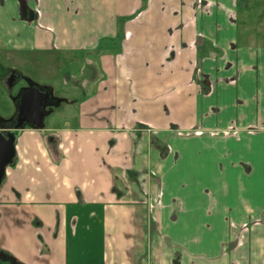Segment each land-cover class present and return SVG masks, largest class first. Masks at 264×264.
<instances>
[{
  "label": "crops",
  "instance_id": "0c3cea01",
  "mask_svg": "<svg viewBox=\"0 0 264 264\" xmlns=\"http://www.w3.org/2000/svg\"><path fill=\"white\" fill-rule=\"evenodd\" d=\"M197 1L0 0L1 83L62 91L42 129L0 95V264H264L258 0Z\"/></svg>",
  "mask_w": 264,
  "mask_h": 264
},
{
  "label": "rangeland",
  "instance_id": "374dc122",
  "mask_svg": "<svg viewBox=\"0 0 264 264\" xmlns=\"http://www.w3.org/2000/svg\"><path fill=\"white\" fill-rule=\"evenodd\" d=\"M252 6L254 9V12L257 15V16H255V21L261 25H264V20L262 17L264 15V0H258L257 4L252 5ZM10 67H11L10 64H7L6 62H3L2 60H0V89H1L0 95H4V100L8 101L9 95L19 96L23 90L28 89L33 85V86L40 88V90H42V91H49L50 92V101L51 102L46 104L44 107V111L47 112L52 107L51 104H54L58 100V98L60 99L62 97V94H61L62 91L59 89L58 84L56 83V80L54 79V77H53V80H48L47 82L44 81L45 83H43L46 85L48 84L50 87H42V86L38 85L39 79L36 77L37 76L36 72L38 73V71H37V69H35V66H33L32 69H28L27 66L23 67V69L21 70L23 72V76H21L20 79L18 78L19 80L15 81L11 88H8L6 86V82L9 79V74L6 75L5 79H4L5 86H6L5 87L4 83H1V76H2L1 72L3 71V69H6V71H7L8 68H10ZM40 83H42V82L40 81ZM7 112H8L7 109H4V108L1 109V114H5V113L7 114ZM48 119H49V116L44 119L43 126L44 125L46 126L48 124ZM246 237H247V235L245 237H243V235H239V240H242L244 238L246 239ZM198 239L199 238L197 237L195 241H192L194 244L193 245V251L195 249H197L199 246L198 245V243H199ZM166 244L170 248H172V246H174L173 250H176V251L183 252V251H185V249L188 250L183 245L179 244V246H177L176 244L173 243V241L171 239H167ZM233 247H234V242L231 240V241H229V244L227 247L228 256H229L230 251L232 250ZM192 254H193L192 256H190V254L188 256V258H191L192 264H200L201 256L199 257L198 253H192ZM180 257L181 256H180L179 252L174 254L173 263L175 262V264H179V260L181 259ZM225 263H226V258H225ZM230 263L231 262H229V264Z\"/></svg>",
  "mask_w": 264,
  "mask_h": 264
},
{
  "label": "water",
  "instance_id": "95a60500",
  "mask_svg": "<svg viewBox=\"0 0 264 264\" xmlns=\"http://www.w3.org/2000/svg\"><path fill=\"white\" fill-rule=\"evenodd\" d=\"M15 82L14 76L8 79L6 86L11 88ZM50 98L49 91H42L36 86L23 90L19 95L16 107L17 117L15 129H21L25 125L33 129H42L45 118L44 107ZM15 155L13 136L4 137L0 133V183L5 172V167L12 161Z\"/></svg>",
  "mask_w": 264,
  "mask_h": 264
},
{
  "label": "flooded vegetation",
  "instance_id": "af4514ba",
  "mask_svg": "<svg viewBox=\"0 0 264 264\" xmlns=\"http://www.w3.org/2000/svg\"><path fill=\"white\" fill-rule=\"evenodd\" d=\"M14 76V78H15V80H16V78H17V74L15 73V72H13V71H10V73H9V79L11 78V77H13ZM51 101H50V98H49V100H48V102L47 103H50ZM52 105V104H51ZM53 139L52 138H48V142H51Z\"/></svg>",
  "mask_w": 264,
  "mask_h": 264
},
{
  "label": "trees",
  "instance_id": "16d2710c",
  "mask_svg": "<svg viewBox=\"0 0 264 264\" xmlns=\"http://www.w3.org/2000/svg\"><path fill=\"white\" fill-rule=\"evenodd\" d=\"M19 76V75H18ZM19 98L17 99V104H18ZM17 117V111L15 112V119ZM32 128V127H31Z\"/></svg>",
  "mask_w": 264,
  "mask_h": 264
},
{
  "label": "built area",
  "instance_id": "2783aa9c",
  "mask_svg": "<svg viewBox=\"0 0 264 264\" xmlns=\"http://www.w3.org/2000/svg\"><path fill=\"white\" fill-rule=\"evenodd\" d=\"M197 2L200 4V3H202V0H198Z\"/></svg>",
  "mask_w": 264,
  "mask_h": 264
}]
</instances>
